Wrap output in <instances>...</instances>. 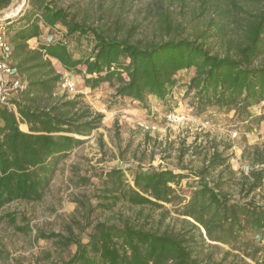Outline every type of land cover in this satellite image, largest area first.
<instances>
[{
    "label": "trees",
    "instance_id": "obj_1",
    "mask_svg": "<svg viewBox=\"0 0 264 264\" xmlns=\"http://www.w3.org/2000/svg\"><path fill=\"white\" fill-rule=\"evenodd\" d=\"M261 1L258 13L234 19L237 39L227 43L224 56L212 53L206 33L194 40L182 37L183 23H173L165 12L152 37L138 36L137 27L126 28L123 21L130 0L97 20L82 13L77 2L29 0L19 15L0 22L12 45L10 66L24 83L9 96V106L0 103V211L17 201L42 202L59 165L102 126L105 116L81 96L57 95L65 74L80 76L89 90L102 85L114 90L111 110H146L151 96L172 110L185 72L192 74L186 85L193 94L192 116L229 112L251 122L252 108L263 105L264 111ZM9 4L0 0V10ZM231 4L242 11L235 1ZM220 168L229 170L214 149L193 173L154 168L102 172L95 206L80 204L84 225L78 234L72 227L67 235L38 230L34 241H51L63 253L75 247L67 258L45 254L49 264H264V205L249 199L262 187L264 171L252 172L247 196L236 198L224 189L222 174L211 180ZM120 204L161 210V222L169 217L179 227L147 229L128 218L93 220L95 212H111ZM3 219L20 233L33 232L24 218L8 213Z\"/></svg>",
    "mask_w": 264,
    "mask_h": 264
},
{
    "label": "rangeland",
    "instance_id": "obj_2",
    "mask_svg": "<svg viewBox=\"0 0 264 264\" xmlns=\"http://www.w3.org/2000/svg\"><path fill=\"white\" fill-rule=\"evenodd\" d=\"M121 1L64 0V4L77 2L82 13L88 12L93 20H97L103 17L104 11L118 9ZM233 1L242 11L234 8L231 0H130L131 7L123 15V21L126 28L136 26L138 36L152 37L161 25L160 12L169 13L173 23H183L182 37L194 40L201 33H206L210 37L208 45L212 53L224 56L228 51L227 43L237 39L234 19L247 17L246 13L256 14L262 8V1L258 0ZM28 3L29 0H10L9 6L0 10V22L12 18L6 16L10 8L20 7L19 15ZM224 27V34L220 33ZM87 49L83 45L80 50L85 52ZM260 63L264 64V58ZM70 77L76 83L74 91L64 92L58 87L57 95L67 94L70 98L81 96L87 105L105 118L102 126L89 137L83 138L86 142L59 165L42 202L17 201L0 211V264H49L45 262V254L50 253L54 258L72 255L75 247L63 253L51 241L36 243L34 236L38 230L67 235L69 227L78 234L79 227L84 225V208L80 204L89 206L91 203L95 206L94 191L101 184L98 174L110 169L120 168L128 174L138 168L170 169L176 172L187 170L193 173L205 165L216 149L223 154L229 170L218 169L211 180L220 179L222 174L220 181L225 184L224 189L236 198L247 196L252 172L264 171L263 105L251 109L254 117L251 122L241 121L229 112L212 113L204 118L192 116L190 105L193 94L186 92L192 74H185L181 76V86L174 93L172 110H166L159 103H149L150 109L147 108L148 111L144 110L143 116H139L133 112L134 108L111 110L114 90L107 85L89 90L83 86L80 76L70 74ZM169 113H176L185 119L180 123L168 122L165 116ZM145 121L154 124L156 129H143L141 124ZM20 128L27 131L26 125L21 124ZM250 198L264 205V181L261 188L249 195ZM167 208L171 209V206ZM8 213L18 219L24 218L32 234L26 235L11 227L3 219ZM172 216L176 215L172 212ZM127 218L147 229L179 227L169 217L161 222V210L132 208L122 204L111 212L97 211L93 215L94 221L112 223ZM18 225L23 223L19 221Z\"/></svg>",
    "mask_w": 264,
    "mask_h": 264
},
{
    "label": "built area",
    "instance_id": "obj_3",
    "mask_svg": "<svg viewBox=\"0 0 264 264\" xmlns=\"http://www.w3.org/2000/svg\"><path fill=\"white\" fill-rule=\"evenodd\" d=\"M11 51L12 45L7 38L2 23H0V103L7 106H9V96L24 88V83L18 78L16 71L10 66L9 58ZM75 85L76 83L70 77V74H65L59 87L64 92H70L74 91ZM165 119L171 123H180L185 117L176 113H169L165 116ZM141 127L146 131L156 129L154 124L147 121L143 122Z\"/></svg>",
    "mask_w": 264,
    "mask_h": 264
},
{
    "label": "crops",
    "instance_id": "obj_4",
    "mask_svg": "<svg viewBox=\"0 0 264 264\" xmlns=\"http://www.w3.org/2000/svg\"><path fill=\"white\" fill-rule=\"evenodd\" d=\"M185 74H187V73L183 72L181 74V76H184ZM149 103H151V104H158V100H157L156 97L151 96L150 99H149ZM148 109H150V108H148ZM148 109H146L145 111H148ZM128 111H130V110H128ZM145 111L144 110H140V109H136V110L134 109L133 110V112H135V114H138L139 116H143V114H144Z\"/></svg>",
    "mask_w": 264,
    "mask_h": 264
},
{
    "label": "bare ground",
    "instance_id": "obj_5",
    "mask_svg": "<svg viewBox=\"0 0 264 264\" xmlns=\"http://www.w3.org/2000/svg\"><path fill=\"white\" fill-rule=\"evenodd\" d=\"M20 11V7H18V8H10V10L9 11H7V13H6V16L7 17H13V16H16L17 14H18V12Z\"/></svg>",
    "mask_w": 264,
    "mask_h": 264
}]
</instances>
